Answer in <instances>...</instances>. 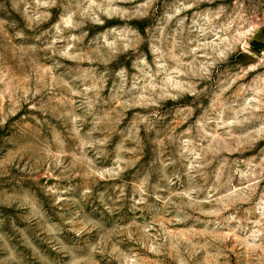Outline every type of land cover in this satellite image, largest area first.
Masks as SVG:
<instances>
[{
    "label": "rangeland",
    "instance_id": "1",
    "mask_svg": "<svg viewBox=\"0 0 264 264\" xmlns=\"http://www.w3.org/2000/svg\"><path fill=\"white\" fill-rule=\"evenodd\" d=\"M0 264H264V0H0Z\"/></svg>",
    "mask_w": 264,
    "mask_h": 264
},
{
    "label": "clouds",
    "instance_id": "2",
    "mask_svg": "<svg viewBox=\"0 0 264 264\" xmlns=\"http://www.w3.org/2000/svg\"><path fill=\"white\" fill-rule=\"evenodd\" d=\"M108 5L105 3H91L89 4V9H94V11H89L85 9L84 11H81V8H83V5L75 6L76 7V13L77 18L79 20V24L75 25L76 27H80L81 25H89L87 30H84L81 28L80 36L77 38L80 42L81 47H89V45L94 44L95 47L89 48V51L91 55L100 60L103 64V70L105 75L111 76V75H118L119 73L116 72V67H109L108 63H106L107 60H112L115 58V53L117 51L124 52L126 49H128L129 44L125 43H119L115 39H112L117 32V29L123 31L125 29H128L131 33V36L134 38V40H140L141 37L139 34L130 27V21L132 17L140 14L137 11L132 12H123L121 11L118 13V15L123 20V25H117L116 28L113 27H103V28H96V25H103L104 21L99 19V15L104 14V8ZM89 32H93L91 36H89ZM108 37L109 39H112V43H109V39H106L105 37ZM36 39H40V37H36ZM143 40L145 43H148L150 41L154 40V33L151 29L148 30V32L143 37ZM84 41H87L88 43H84ZM133 48V55H136L137 58L144 57L147 58L148 52L139 50L135 47V44L132 45ZM151 50V45H149V51ZM100 67V65H98ZM122 70V69H121Z\"/></svg>",
    "mask_w": 264,
    "mask_h": 264
}]
</instances>
